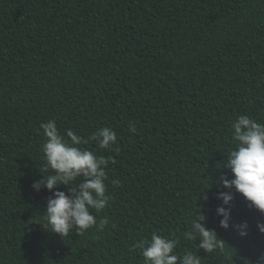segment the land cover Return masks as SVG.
I'll list each match as a JSON object with an SVG mask.
<instances>
[{
	"label": "trees",
	"instance_id": "trees-1",
	"mask_svg": "<svg viewBox=\"0 0 264 264\" xmlns=\"http://www.w3.org/2000/svg\"><path fill=\"white\" fill-rule=\"evenodd\" d=\"M238 115L264 123V0H0V264H143L135 243L152 232L201 264H256L264 213L235 189L231 223L248 234L215 213ZM51 119L85 139L117 133L110 149L79 146L115 160L111 199L94 212L103 229L43 227L52 191L32 184L48 175L40 124ZM199 207L221 238L214 252L183 238Z\"/></svg>",
	"mask_w": 264,
	"mask_h": 264
},
{
	"label": "clouds",
	"instance_id": "clouds-1",
	"mask_svg": "<svg viewBox=\"0 0 264 264\" xmlns=\"http://www.w3.org/2000/svg\"><path fill=\"white\" fill-rule=\"evenodd\" d=\"M40 129L45 137L42 151L48 175L43 174L39 180L33 182L32 187L36 191L41 188L52 191L47 199L43 227L61 237L69 236L71 230L82 233L94 226L103 229L109 223L108 218L104 217L98 222L94 212L103 210L111 199L106 195V169L109 162L115 163V160L112 157L98 156L95 152L79 146L91 140L101 149H110L117 141V133L111 127H101L85 139L72 129L61 132L55 119L41 122ZM231 129L235 146L228 152L223 167L230 169L233 176L228 179L222 174L217 179V184L228 191L221 190L216 193V198L222 203L216 207L215 213L220 217V227H232L244 237L248 234L247 221L231 223V202L234 199L232 190L241 193L249 202V207L264 213V123L248 115H238L231 123ZM129 131H137L134 122H129ZM49 169L52 170L51 173ZM78 177L83 179L76 187H72L71 182ZM112 184L118 186L120 181L113 180ZM58 185L71 187L66 194L57 188ZM206 189L199 194L204 200L208 199ZM206 220V214L200 207L199 211L193 210L189 230L184 233L183 238L193 241L199 238L198 247L210 253L222 248V244L217 232L206 226ZM257 228L264 233V221H258ZM179 243V237L169 238L152 232L150 238H141L135 243V247L142 254L143 264H201V258L193 252L177 255L176 248ZM256 264H264V254Z\"/></svg>",
	"mask_w": 264,
	"mask_h": 264
}]
</instances>
